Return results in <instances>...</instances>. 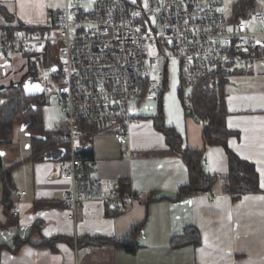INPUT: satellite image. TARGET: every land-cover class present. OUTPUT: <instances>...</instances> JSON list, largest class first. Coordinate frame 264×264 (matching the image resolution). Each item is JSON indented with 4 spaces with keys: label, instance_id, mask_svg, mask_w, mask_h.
<instances>
[{
    "label": "crops",
    "instance_id": "1",
    "mask_svg": "<svg viewBox=\"0 0 264 264\" xmlns=\"http://www.w3.org/2000/svg\"><path fill=\"white\" fill-rule=\"evenodd\" d=\"M64 1L57 7L47 1L51 16L54 8H63ZM44 2L0 0V9L7 12L0 13L1 29L19 24L33 28L45 23L36 17L18 22L16 18L18 6L38 10ZM15 54L19 53H0L4 75ZM28 75H21L15 86L33 78L29 75L25 80ZM169 75L168 91L162 99L165 123L181 135L184 148L206 156L203 159L202 155V168L217 179L213 189L178 199L190 175L185 161L172 152L166 134L156 126L153 115L158 101H154L153 112L143 114L130 127L125 145L116 142L111 130L100 131L87 140L91 158L98 163L97 176L118 185L122 209L101 201L84 202L73 219L64 203L70 185L57 178V163L64 159L65 146L52 149L43 161L29 162V154L26 161L9 165L5 164L7 152L2 148L5 169L14 166V171L26 166L22 181L12 176L15 190L8 202L0 183L2 264H75V243L95 247L91 254L80 253L84 264H264V61L253 70L233 73L225 86L227 128L234 132L227 145L241 159L253 163L259 174L260 192L239 197L226 188L230 161L225 148L207 145L205 127L187 115L177 65ZM9 87L0 85V89ZM3 96L0 94V101ZM42 111L45 130L56 132L61 107L57 110L50 106ZM23 131L28 133L27 129ZM18 207L21 212L14 216ZM187 227L199 232L201 243L172 246L173 238L183 236ZM135 234L138 249L134 253L112 241ZM56 237L65 240L52 248L47 241Z\"/></svg>",
    "mask_w": 264,
    "mask_h": 264
},
{
    "label": "built area",
    "instance_id": "2",
    "mask_svg": "<svg viewBox=\"0 0 264 264\" xmlns=\"http://www.w3.org/2000/svg\"><path fill=\"white\" fill-rule=\"evenodd\" d=\"M235 13L228 0H65L44 30L0 34V53L25 54L44 70L32 78L43 93L60 98L56 131L65 155L57 178L70 185L64 203L73 219L84 202L122 209L118 185L97 176L98 163L88 155L87 125L111 130L123 146L130 127L155 110L147 103L164 95L173 65L179 89L192 90L216 69L249 71L264 61V3L246 17ZM253 24L261 28L253 30ZM20 212L18 207L14 216ZM75 250V264H84L80 253L95 247L75 243Z\"/></svg>",
    "mask_w": 264,
    "mask_h": 264
},
{
    "label": "trees",
    "instance_id": "3",
    "mask_svg": "<svg viewBox=\"0 0 264 264\" xmlns=\"http://www.w3.org/2000/svg\"><path fill=\"white\" fill-rule=\"evenodd\" d=\"M257 1L237 0L234 4L236 9L235 16L238 18L246 17L250 11L255 9V5L257 7ZM4 12L5 14L7 13L5 9L3 11L0 9V13ZM19 29L32 33L36 30H44L45 28H30L25 24H19V26L5 29H1L0 27V34H10L12 31ZM51 63L54 64L53 62ZM232 74V72L223 68L216 69L205 80L192 88L189 96L184 94V88L180 89V95L182 102L185 104L188 116L208 121V125L204 129L206 144L225 148L230 161V176L226 188L229 193L239 197L241 195L260 192V187L259 174L256 172L254 164L241 159L227 145L228 139L234 135V132L227 128L228 112L225 102V86L228 84V78ZM28 78L29 75L25 80ZM23 85L24 82L22 81L18 86H10L7 94H4L5 97L3 100L0 101V149L13 143L14 129L17 125H25L28 126L27 131L32 140L31 148L33 154L29 159L34 162L43 161L52 149L63 146V143L61 142L59 131L49 133L45 130L42 105L33 103V97L25 93ZM167 88L168 82L166 83L164 94L168 91ZM163 97L164 95L158 100L159 105L153 118L155 119L158 130L166 134L168 144L172 147V152L181 156L183 161H185L190 175L189 184L181 187L178 199L183 195L192 196L209 192L217 183V179L203 171L201 160L202 152H192L184 148L181 135L166 125L165 118L163 117ZM189 102L192 103V108L189 107ZM85 128L91 137L100 132V129L96 125H87ZM88 155L91 157L90 152ZM13 169L14 166L9 169L4 168L0 155V183L3 185V195L5 196L6 202L10 201V197L15 190V184L12 180ZM184 232L183 236L173 238L172 246L180 247L188 244L197 246L201 243L200 234L194 227H187ZM59 240H65V238L56 237L51 241H47V244L53 248ZM112 241L117 247L123 248L131 253L136 252L138 249L136 234L134 236H127L122 240ZM3 249L4 247L0 246V264H2L1 251Z\"/></svg>",
    "mask_w": 264,
    "mask_h": 264
},
{
    "label": "rangeland",
    "instance_id": "4",
    "mask_svg": "<svg viewBox=\"0 0 264 264\" xmlns=\"http://www.w3.org/2000/svg\"><path fill=\"white\" fill-rule=\"evenodd\" d=\"M46 2H44V6H42L41 9L35 10L34 8L31 7H26L25 5L23 6H18L17 8V13H16V18H17V22L19 19L23 18L26 20H30L33 19V17L39 18L40 21L45 22L42 23L41 25H37V27H46L49 24V20L51 17L50 11L52 9L46 7V3L48 2H54L56 7L58 5V3H60L63 0H44ZM129 1H133V0H129ZM146 0H140L141 3H145ZM237 0H228L230 5H234L236 3ZM264 3V0H258L257 1V7L255 5V9L260 8L261 5ZM20 7V8H19ZM59 7V6H58ZM61 7V6H60ZM45 9V10H44ZM54 13L57 12L58 8H54ZM61 9V8H59ZM254 10V9H253ZM38 13V14H37ZM50 14V16H49ZM53 14V13H52ZM261 25L260 24H253L252 29H260ZM11 64L9 65L8 69H7V73L6 75L3 74L2 69L0 68V85H7V86H11L12 84H14V86L20 81V77L23 74H29L30 77H37L43 74V69H35V67L33 65L30 64L28 58L25 56V54H23L22 52H20L19 54H15L14 57H12V59H10ZM35 72V73H34ZM192 90L190 88H184V94L186 96H189L191 94ZM5 96H3L4 98ZM3 98H1V100H3ZM33 103L35 104H41V108H46V107H52L55 108L57 110H59V106L61 105L60 103V98L54 94H48V93H44L41 96H35L32 98ZM147 104H151V105H155V103L153 101L148 102ZM42 109V110H43ZM43 112V111H42ZM22 126H16L14 129V134H13V143L4 147V150L7 152V156H5V164L9 165L11 163L17 162V161H26V155L29 154H33L32 148H27L29 145H31V137L27 136L28 133L26 131L22 130ZM29 162L31 160H28ZM27 164V163H26ZM30 164V163H29ZM27 164V165H29ZM25 165H23V167L15 169L12 173V176L15 177L16 175V179L21 180L23 179L24 175H25Z\"/></svg>",
    "mask_w": 264,
    "mask_h": 264
},
{
    "label": "water",
    "instance_id": "5",
    "mask_svg": "<svg viewBox=\"0 0 264 264\" xmlns=\"http://www.w3.org/2000/svg\"><path fill=\"white\" fill-rule=\"evenodd\" d=\"M260 45V44H259ZM57 68H54V70H56ZM36 86H39V88L37 89ZM23 89L25 91V93L30 96V97H35V96H41L43 95V91L44 88L42 86V84L38 81L34 82V79L30 78V80H28L24 85H23ZM32 90H35L34 93H31ZM28 126L23 125L22 129L25 130L27 129Z\"/></svg>",
    "mask_w": 264,
    "mask_h": 264
},
{
    "label": "snow or ice",
    "instance_id": "6",
    "mask_svg": "<svg viewBox=\"0 0 264 264\" xmlns=\"http://www.w3.org/2000/svg\"><path fill=\"white\" fill-rule=\"evenodd\" d=\"M36 87H37V89L39 88V86H36ZM261 186L264 187V183H262Z\"/></svg>",
    "mask_w": 264,
    "mask_h": 264
}]
</instances>
